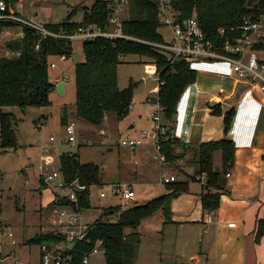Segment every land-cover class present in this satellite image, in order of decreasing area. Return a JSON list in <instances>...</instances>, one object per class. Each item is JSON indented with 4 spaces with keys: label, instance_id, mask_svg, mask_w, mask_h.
Listing matches in <instances>:
<instances>
[{
    "label": "trees",
    "instance_id": "obj_1",
    "mask_svg": "<svg viewBox=\"0 0 264 264\" xmlns=\"http://www.w3.org/2000/svg\"><path fill=\"white\" fill-rule=\"evenodd\" d=\"M8 7L15 8L19 0H5ZM110 0H95L90 7L85 8L81 21L73 20L77 9H74L63 21L51 22L49 27L56 32L72 33L81 26L98 24L104 28L110 25ZM176 9L184 16L196 13L203 31L216 46L223 51L227 41L232 42L241 32L240 25L244 17L260 18L264 15V0H173ZM9 13V10L6 11ZM123 17L121 28L125 34L134 39L97 38L83 42L85 58L75 61L76 101L75 113L86 121L101 125L105 115L113 111L119 118L126 116L133 101L132 86L120 88L118 82V66L124 55L139 54L149 56L156 64V71L163 84L157 92L158 99L164 107L163 121L167 124L166 132H160L158 142L163 162H174L181 154L176 152L177 146L189 144L172 136L171 130L176 119L177 106L185 89L197 79V72L191 68L189 61L177 59L171 62L167 54L162 53L152 43L164 40L158 29L161 26L158 16L157 0H130ZM19 13V12H18ZM21 24L8 18L0 19V36L2 32ZM38 37L28 28H23V36L6 43L7 50L12 56L0 57V148L6 149L17 145L14 132L16 118L11 112L2 109L8 105L47 106L51 104L50 94L56 88L52 82L49 60L53 56L66 54L74 57V46L67 38L47 36L40 41L36 49ZM264 44L256 45L260 50ZM215 114L222 110L216 105ZM234 110L224 116V130H230ZM63 123L67 117H63ZM197 168L189 175L190 180L200 181L199 176L205 175L207 184L203 185L202 207L214 213L220 205L223 193H228L227 173L235 162V143L224 137L220 140L201 142L195 148ZM221 153V168L214 166L215 153ZM60 169L67 181H77L86 185V189L78 191L77 203L67 199H59L58 195L50 202L68 205L82 211L90 207V190L93 185L101 184L102 170L94 162H81L76 152H63L59 157ZM166 184L167 192L154 197L145 203L123 209L121 205L111 206L102 210L98 219L89 224L87 240L73 243L69 250L72 264H83V258L88 254L98 240L104 243L105 264H135L140 243L141 233L138 231L141 223L157 212H162L164 224L173 222L172 201L175 197L189 190V180H174ZM1 214V208H0ZM0 227L2 221L0 217ZM264 236V219L256 224V241ZM65 240L62 232L46 231L36 234L31 242L58 243ZM3 258L0 252V264Z\"/></svg>",
    "mask_w": 264,
    "mask_h": 264
},
{
    "label": "rangeland",
    "instance_id": "obj_2",
    "mask_svg": "<svg viewBox=\"0 0 264 264\" xmlns=\"http://www.w3.org/2000/svg\"><path fill=\"white\" fill-rule=\"evenodd\" d=\"M33 1H36V4L31 8L51 22L58 23L74 9H77V12L73 19L79 21L85 8L90 7L95 0H24V3L30 7ZM128 13L126 12L124 17H127ZM6 30L8 32L0 36V57L12 56L7 50L6 43L21 37L19 27ZM158 31L164 39H171L170 28L161 25ZM72 43L81 53L80 60H83L85 56L82 40L76 38ZM261 50L260 56L264 55V47ZM51 62L57 64V68L49 67L51 80L61 77L66 87L63 94L54 89L50 94L51 104L47 106L2 107L16 118L14 132L18 141L16 146L0 148V217L4 229L10 228L14 233L12 238L8 235L0 237V251L5 264H14L18 259L25 264H41L40 244L31 242V239L36 234L46 231L61 232L62 227L58 222H54L50 206V202L61 193V190L52 181L45 183L40 178L38 168L42 155L40 146L51 136L55 137L58 145L57 149L51 152L56 160L63 152L72 151L78 154L81 162H94L101 167V184L91 187L90 207L82 210L83 221L88 224L94 223L105 208L121 205L123 209H127L144 203L138 195L133 200H124L114 193L116 180L120 185H135L133 187L138 194L157 191V189L160 192H167L166 184L160 182L162 175L170 176L174 173L175 176L178 175V180H190L178 168L182 163L176 164L175 161L174 166L168 162L161 163L159 153L154 147V149L149 148L143 144L133 149L129 145L121 144L123 140L141 137L140 133L143 130L150 132L154 128L152 106L147 102V98L157 95L159 82L156 64L151 57L139 54L121 57L118 82L122 89L132 86V105L123 118H119L113 111L107 112L101 125L92 124L73 113L76 101L74 60L69 58L63 61L59 56H53L49 60V63ZM198 63L200 62H192V67L197 68ZM58 73L61 75L59 76ZM190 86L194 85L190 84ZM232 109L233 122L236 109L230 108L228 111ZM228 111L222 112L223 116ZM64 116L67 117L65 123L62 121ZM69 122L75 123L76 141L66 144V126ZM131 125L133 128H130ZM221 158V153L216 152L214 159L216 169L221 168ZM188 163L186 161L182 166ZM187 168L186 171L191 173L192 168ZM169 169H174L176 172ZM196 185L200 187L199 184ZM101 192H105L106 196L102 197ZM159 214L162 212L150 216L153 217V221L146 230L147 236L144 235L141 240L136 264L165 263V260L161 261L159 257L163 241L154 230L160 220ZM162 225L161 222V227ZM104 260V252H101L91 255L89 264H105Z\"/></svg>",
    "mask_w": 264,
    "mask_h": 264
},
{
    "label": "crops",
    "instance_id": "obj_3",
    "mask_svg": "<svg viewBox=\"0 0 264 264\" xmlns=\"http://www.w3.org/2000/svg\"><path fill=\"white\" fill-rule=\"evenodd\" d=\"M20 1L23 7L19 9V13L23 16L47 18L31 8L36 1L31 2L30 7L25 5L24 0ZM7 32L5 29L1 37ZM75 51H78L80 59L81 53L74 46ZM261 51L258 50V54ZM71 59L75 62L74 57ZM260 59L264 61V55ZM197 68H193L197 71V79L191 84L194 86L189 85L190 88L182 95L171 130L172 136L189 144L188 147H183L182 144L177 146L176 152L181 155L176 164L183 165L188 161V165H178V168L189 177L197 168L196 146L201 142L224 137L235 143V162L231 175L227 177L228 193L221 195L220 205L214 213L202 207L203 184L189 180V190L172 201L173 222L164 224V216L159 214L160 220L154 227L163 241L159 257L161 261L170 262L164 264H264V236L259 242L256 241L257 220L264 219V84L238 78L230 66L222 62L201 61ZM56 78L58 81L52 82H62L61 77ZM65 90L64 83V92ZM212 100L216 101L222 112L230 108L236 109L227 134L223 114L212 112ZM165 122L163 121L164 124ZM145 144L153 148L149 138ZM188 166L192 168L191 173L185 169ZM174 169L169 170L176 172ZM171 175L175 176L174 173ZM175 179L178 180V175ZM135 191L136 196H140L144 203L166 192L157 189L138 194L136 189ZM152 221L153 217L146 218L139 226L142 238L147 236L146 230ZM1 228L3 231L11 230L4 229L3 224ZM35 238L36 235L32 239ZM137 259L138 255L135 264Z\"/></svg>",
    "mask_w": 264,
    "mask_h": 264
},
{
    "label": "built area",
    "instance_id": "obj_4",
    "mask_svg": "<svg viewBox=\"0 0 264 264\" xmlns=\"http://www.w3.org/2000/svg\"><path fill=\"white\" fill-rule=\"evenodd\" d=\"M158 3V16L162 26L170 28L172 35L170 40L164 39L159 43H152L162 53L167 54L171 62L177 59L187 60L192 66V62H222L230 66L231 70L237 75L238 78L244 79L250 83H263L264 84V61L260 59L256 45L264 44V15L260 18H253L246 16L243 18L240 25V35L232 42L227 41L223 51L219 49L216 44L207 37L196 13L191 16H184L181 10H178L173 5V0H157ZM130 0H110L109 7L111 9L110 25L104 28L98 24H91L88 26H81L75 32L62 33L56 32L49 27L51 21L46 18L26 17L18 13L19 9L23 7L22 1L16 4L15 8L8 7L5 0H0V19L8 18L15 20L21 24L20 35L23 36V28H30L34 35L38 37L36 49L40 47L41 39L52 36L67 38L73 41L76 38L82 40H95L97 38L107 39H134L133 36L125 34L122 31L121 24L123 17L129 7ZM9 10V13L6 11ZM73 44V43H72ZM74 46V45H73ZM63 61L68 59L66 54L59 55ZM50 66L57 67L55 62H51ZM159 87L161 88L163 81L160 79L157 72ZM54 81H58L55 78ZM147 102L152 106L151 115L155 122L154 128L151 131L143 130L141 137L130 138L123 140L121 144L129 145L135 149L139 145L145 144L147 138H150V144L159 153L161 162L165 160L164 155L161 153V146L158 142V135L160 132H166V125L163 123L164 107L155 97H148ZM132 105V103H131ZM67 136L65 143L69 144L76 141L75 123L69 122L66 126ZM58 145L56 139L51 136L49 140L42 143L41 149V163L38 166L40 178L45 182H54L55 185L61 190L58 195L59 199H67L71 202L77 203L78 191L86 189V185L79 184L77 181H67L60 169L59 158L56 160L51 152L56 150ZM72 152V151H70ZM60 157V156H59ZM56 164L58 166H56ZM231 172L227 173V177ZM200 182L207 184V178L203 174L198 177ZM175 176H162L161 182L168 183L174 181ZM113 190L114 193L120 195L124 200H133L136 198V191L132 185H120L116 183ZM102 197L106 196L105 192H101ZM52 215L54 222H58L62 227L65 240L58 243H43L40 245L41 249V264H72V256L70 253H65L69 250L73 243L84 241L88 238L89 224L85 223L82 218V211L73 209L68 205L53 204L51 205ZM8 235L13 237L14 233L11 230L3 231L0 227V237ZM1 239V238H0ZM15 243V240L13 239ZM105 247L102 240L95 243L93 249L84 256L83 264L90 263V256L104 252ZM1 252V251H0ZM4 261V257L1 259ZM14 264H25L24 262L15 261Z\"/></svg>",
    "mask_w": 264,
    "mask_h": 264
},
{
    "label": "water",
    "instance_id": "obj_5",
    "mask_svg": "<svg viewBox=\"0 0 264 264\" xmlns=\"http://www.w3.org/2000/svg\"><path fill=\"white\" fill-rule=\"evenodd\" d=\"M78 55H79L78 51H75L74 52L75 61L78 60ZM56 88H57L59 93L63 94L64 93V82L62 81V82L56 84ZM210 106L211 107H215L216 106V101L215 100L210 101ZM165 263H170V262H165Z\"/></svg>",
    "mask_w": 264,
    "mask_h": 264
}]
</instances>
